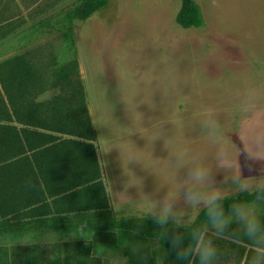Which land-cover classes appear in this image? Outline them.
<instances>
[{
  "label": "rangeland",
  "instance_id": "obj_1",
  "mask_svg": "<svg viewBox=\"0 0 264 264\" xmlns=\"http://www.w3.org/2000/svg\"><path fill=\"white\" fill-rule=\"evenodd\" d=\"M73 1L62 0L42 16ZM195 2L204 20L198 28L176 23L181 0H109L74 21L79 72L118 216H139L145 198L138 199L135 177L145 194L157 182L170 183L173 169L163 159L168 153L161 132L173 136L165 145L170 152L209 150L197 126L208 114L245 174L250 165L252 175L264 168V0ZM13 4L24 25L32 24L34 4ZM17 37L0 42V59L19 49ZM49 39L60 42L56 31L38 42ZM133 158L143 165L129 162Z\"/></svg>",
  "mask_w": 264,
  "mask_h": 264
},
{
  "label": "trees",
  "instance_id": "obj_2",
  "mask_svg": "<svg viewBox=\"0 0 264 264\" xmlns=\"http://www.w3.org/2000/svg\"><path fill=\"white\" fill-rule=\"evenodd\" d=\"M21 1L27 9L34 4L28 26L15 0H0V42L18 36L19 48L0 59V264H92L93 255L102 246H116L120 236L138 233L135 239L152 240L159 229L151 219L118 216L111 207L79 72L74 21L85 20L109 0H74L48 16L42 15L62 0ZM175 21L182 28L204 24L195 0H181ZM55 31L58 45L51 39L38 42ZM53 219L52 229L65 234L86 222L91 243L62 242L58 261L48 260L46 247L12 248L13 233L47 227ZM218 243L238 264H247L255 252L248 243ZM164 247L167 241L157 252Z\"/></svg>",
  "mask_w": 264,
  "mask_h": 264
},
{
  "label": "clouds",
  "instance_id": "obj_3",
  "mask_svg": "<svg viewBox=\"0 0 264 264\" xmlns=\"http://www.w3.org/2000/svg\"><path fill=\"white\" fill-rule=\"evenodd\" d=\"M197 126L210 146L208 151L184 148L170 152L165 145L173 136L161 132L159 138L164 139L168 153L163 159L173 169L170 183L157 182L155 190L145 194L141 180L134 176L138 199L141 195L145 198L138 219H151L159 229L157 236L152 240L135 239L138 233L120 236L116 246H102L93 255L92 264H238L230 249L219 246L223 241L234 247L250 244L255 252L247 264H264V168H257L252 175L250 165L245 174L223 140L214 115L201 117ZM133 161L142 164L134 158L129 160ZM162 189L164 194L158 196ZM54 220L47 227L13 233L12 248L27 245L38 252L46 247L50 250L48 260L58 261L63 257L62 242L84 238L91 243L84 231L86 222L65 234L52 229ZM165 241L169 247L158 253L157 246Z\"/></svg>",
  "mask_w": 264,
  "mask_h": 264
}]
</instances>
